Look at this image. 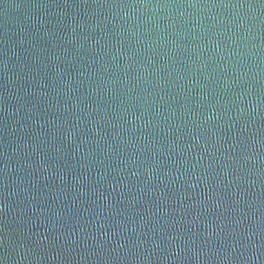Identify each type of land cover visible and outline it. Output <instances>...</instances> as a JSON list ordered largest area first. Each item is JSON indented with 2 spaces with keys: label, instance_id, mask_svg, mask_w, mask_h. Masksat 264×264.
<instances>
[{
  "label": "water",
  "instance_id": "1",
  "mask_svg": "<svg viewBox=\"0 0 264 264\" xmlns=\"http://www.w3.org/2000/svg\"><path fill=\"white\" fill-rule=\"evenodd\" d=\"M0 264H264V0H0Z\"/></svg>",
  "mask_w": 264,
  "mask_h": 264
}]
</instances>
